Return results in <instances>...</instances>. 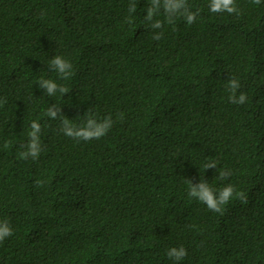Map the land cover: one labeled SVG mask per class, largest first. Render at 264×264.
<instances>
[{
    "label": "trees",
    "instance_id": "obj_1",
    "mask_svg": "<svg viewBox=\"0 0 264 264\" xmlns=\"http://www.w3.org/2000/svg\"><path fill=\"white\" fill-rule=\"evenodd\" d=\"M188 2L196 22L177 18L157 41L148 0L135 13L130 0H0V221L13 229L0 264H175L180 246V264H264V0H236L239 16ZM55 55L69 79L49 68ZM40 79L70 91L48 96ZM52 104L77 126L91 109L113 127L75 141L45 115ZM33 120L42 151L20 159ZM188 179L248 202L215 213Z\"/></svg>",
    "mask_w": 264,
    "mask_h": 264
},
{
    "label": "clouds",
    "instance_id": "obj_2",
    "mask_svg": "<svg viewBox=\"0 0 264 264\" xmlns=\"http://www.w3.org/2000/svg\"><path fill=\"white\" fill-rule=\"evenodd\" d=\"M252 3L259 5L261 0H252ZM137 0H130L128 6L129 13L137 11ZM208 9L211 13H227L230 15H241V11L236 4V0H209ZM199 15V10L192 11L188 0H148L144 22L147 26L153 29V39L160 40L163 32H156L157 29H163L165 24L174 25L177 18H183L188 25L196 22V17ZM163 16V19L157 17ZM128 23H132L129 19ZM49 68L56 72L60 79L67 80L73 75L72 63L61 55H55L49 62ZM37 84L40 89L48 96H54L59 92L61 95L69 93V88L58 84L52 79H40ZM241 83L238 78H231L228 80L227 88L230 92L229 101L232 104L243 105L247 102V95L244 92H239ZM45 115L51 119L61 120L60 131L66 136L75 141H90L99 140L104 137L108 131L113 127L112 116L109 115L103 119H97L92 114L91 109L83 115L84 123L80 126L73 124L72 119L67 118L61 112V107L52 104L49 106ZM119 118H123V113ZM30 131L28 133L29 140L26 144L22 145L19 152L20 159L37 160L42 151L41 145V124L33 120L30 124ZM5 148L8 144L5 143ZM217 167L216 162L210 161L204 165V169H214ZM231 176V171H220V179H227ZM37 185H41L42 181H37ZM190 189L188 195L191 198L203 203L206 207L215 213L223 214L225 205H228L231 200L239 199L242 203H247V195L243 191H236L232 184H227L223 188L217 190L211 187L208 182L201 179L198 183H193L188 179ZM13 235V229L7 220L0 221V242L5 238ZM167 257L173 260L175 264H180L181 261L187 256V250L183 247H172L167 251Z\"/></svg>",
    "mask_w": 264,
    "mask_h": 264
}]
</instances>
